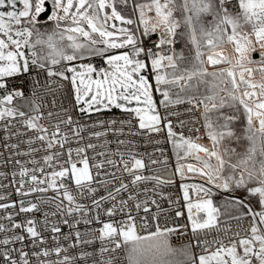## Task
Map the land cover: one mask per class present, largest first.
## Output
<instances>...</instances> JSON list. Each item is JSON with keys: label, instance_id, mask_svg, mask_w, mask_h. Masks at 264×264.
<instances>
[{"label": "snow or ice", "instance_id": "obj_1", "mask_svg": "<svg viewBox=\"0 0 264 264\" xmlns=\"http://www.w3.org/2000/svg\"><path fill=\"white\" fill-rule=\"evenodd\" d=\"M130 2L133 13L138 12L137 19L124 15L119 8H127ZM177 11L179 19L174 15ZM153 12L154 16L149 15ZM206 17L211 19L206 21ZM49 21L51 30L45 28ZM115 21L123 26L118 27ZM181 25L186 31L180 35L187 36L193 50L187 57L174 48L171 54L163 51L165 45L175 44ZM157 32L159 42L155 48L160 51H153L144 46L142 37ZM165 34L172 39H166ZM226 44L233 45L235 56L216 51ZM257 51L260 58L254 60L252 53ZM92 57L103 58L106 67L82 62ZM205 58L214 68L221 64L227 67L209 72ZM185 61L189 66H183ZM149 68L155 91L163 97L159 103L165 109L185 103L193 106L188 112L203 108V127L211 147L198 143L200 136L178 134L168 116L160 115L147 74ZM257 74L260 80L255 79ZM24 75L32 78L30 95L14 83L10 86V81ZM207 77L212 78V86L206 88L210 95L199 92L200 85L209 83ZM0 92L3 130L28 137L19 142L26 144L27 150L15 152L16 156L31 157L14 161L19 166L18 173L12 172L13 184L19 185L16 194L27 197L55 193L38 197L39 203L19 201L15 215L42 211V220L32 216L17 222L13 213L0 217L10 225L0 223V233L4 234L0 238V264H117L118 250L123 251L127 264H264V0H0ZM57 92L70 96L72 107L80 114L115 107L130 116L119 121L122 126L131 127L135 118L141 130H166L177 159L174 174L183 181L186 170L206 181L180 185L187 210L186 224L162 225L157 201L138 199L140 182L151 180L159 186L174 181L143 175L140 170L146 167L145 163L131 151L127 153L129 167V160L124 159L125 153L119 148L98 152L96 155L103 159L97 160L87 154L88 149L98 147L96 144L66 147L73 139L79 144L83 139L80 133L88 125L74 120L69 108L63 106L57 112H44L49 104L56 106ZM48 95H52L51 101L45 100ZM133 101L136 106L130 107ZM225 107L233 109V113L222 112ZM241 119L243 133L237 135L232 125ZM98 123L103 126L105 122ZM107 123L115 125L117 121ZM183 124L181 121V127ZM13 128L17 130L11 132ZM104 135L105 132L91 133L96 138ZM8 139L10 136L6 135L5 140ZM233 139L246 140L245 151L223 147L221 152L224 141ZM117 144L124 145L125 141L118 140ZM5 147L17 149L19 144ZM39 153L42 155L37 160ZM113 156H119V162ZM8 159L11 161L12 157ZM182 160L188 162L180 163ZM118 163L123 164L118 170L131 178L128 183L116 172H102L106 166L116 168ZM151 163L167 165L168 161ZM17 175L19 180L15 179ZM101 188L106 194L97 196ZM237 190L245 193L243 199L228 196L220 205L213 200L221 191ZM148 191L143 189L144 193ZM2 199L4 196H0ZM85 200L90 203L82 202ZM106 203L110 206L105 207ZM149 203L157 208L151 215L154 231L150 230L153 224L149 221ZM42 204L53 205L54 210L43 211ZM16 206V202L0 204V209ZM133 209L137 214L142 210L145 215L134 216ZM101 213L109 219L102 220ZM117 215L122 218L115 219ZM175 215L181 217L184 213L177 211ZM222 216L227 217L225 224L237 221L235 231L230 226H220ZM245 220L247 227L241 223ZM94 221L101 227L84 232L77 227ZM61 225L68 226L69 231L63 232ZM189 231L188 243L181 247L172 244L173 235L187 236ZM96 241L100 242L98 258L96 251L86 250ZM70 249L79 251L70 255Z\"/></svg>", "mask_w": 264, "mask_h": 264}, {"label": "built area", "instance_id": "obj_2", "mask_svg": "<svg viewBox=\"0 0 264 264\" xmlns=\"http://www.w3.org/2000/svg\"><path fill=\"white\" fill-rule=\"evenodd\" d=\"M138 12L134 13V19H137ZM142 27V26H141ZM144 40V46L145 47H152L153 51H160L159 49L155 48V45L159 42V32L151 34L149 37H142ZM165 38L168 40H171L172 37L165 34ZM183 42L180 41L176 37V42L174 45L164 46V52H167L168 54H171V50L174 48L176 52H179L183 49ZM163 54V53H162ZM83 63H92L94 66H101L104 67V61L101 57H92L91 59H86L82 61ZM150 64V62H149ZM149 77L153 81L154 86V100L157 104V111L160 113L161 116H168V120L172 122L173 130L175 132L183 133L184 136H200L201 139L197 141L198 143L205 144L209 147H211V141L207 138L205 129L203 127V118H202V111L203 108L201 107L200 110H193L192 112H188L187 109L193 107L192 105H189L187 103L180 104V105H171L168 109H165L163 106L160 105L159 101L163 99V97L160 95L159 92L155 91V82H154V76L151 73V70L149 68V71L147 73ZM31 77L24 75L15 78L14 81H10V86L14 83L16 87L22 88L25 92V95H30L31 93ZM55 79V78H53ZM66 83V82H65ZM52 87H56V85H52ZM3 93L0 92V95ZM225 93H222L224 95ZM57 103L56 106L53 107L51 104L48 105L47 108L44 109V112L47 113V111L51 110L53 112L60 111L61 106L69 108V114L73 116L74 120L79 121L81 125H88L81 133V137L83 139L80 140L79 144L75 142V139H73L72 143L70 145H66V147H83L87 145L88 143H93L98 145L96 149H88L87 154L91 158L93 156L96 157L97 160L103 159V157H99L96 154L101 151L105 150H111L116 151L117 148H119L120 152L125 153L124 159L129 160V167H131V161L130 157L127 155L129 151L134 153L137 158L142 159L145 163V168L140 170L143 175L146 176H158L161 179L164 180H171L174 181L173 184H164L157 186L155 181H144L140 182L138 185L139 189L141 190V194L138 197L140 200H144L146 198H152L157 201V203L160 205V212H159V222L163 224H167L168 227H177L179 225H183L187 223V210L185 208V202L183 200V193L182 189L180 187L181 183H188V184H198V183H206L203 177H199L198 175L187 173L185 170V176L187 177L185 180L181 181L180 177L174 174V169L177 164V159L175 154L173 153V145L169 141L167 137V132L162 131L160 133H149L147 129L141 130L138 128V121L135 118H132V125L129 127V125L124 124L123 126L119 123L121 120H128L130 119V116L128 113L123 112L119 109H113V110H104L100 113L93 112L91 114H80L78 111H76L70 102L71 98L70 96H65L63 92H57L55 93ZM52 95H48L45 97L46 101H51ZM169 112L177 113V115H168ZM110 120H116L117 124L115 125H109L107 122ZM103 121L105 122L103 126H100L98 122ZM183 121V127H181L180 122ZM3 124L4 122H0V173H5V176H0V185H4V187H0V196H4V199L0 200V204H11L13 202H16V208H9L7 210L0 209V217H4L8 213L14 214V219L19 222L25 217H32L35 216L37 219L42 220L43 219V212H34V213H27V214H20L15 215L16 212L19 210V201L21 199H24L26 202L31 200L33 202L38 201V197L44 196V197H51L55 193L52 191H49L48 193H34L27 197H21L16 194L15 189L19 187L18 184H13V177L12 172L16 171L18 173L19 166L14 164V161L16 159H19L21 161H27L31 159V157L27 156H16V151H26L27 145L19 143L21 139H27V136L18 137L15 135H11L10 133H6L3 130ZM93 125H96L93 127ZM63 127V126H62ZM161 127H163V123L161 124ZM17 128L20 129V131H25V129L20 128L19 125H17ZM123 129L122 132L119 131L120 129ZM192 129V131H190ZM195 129H199V131H195ZM17 129L13 128L11 132H15ZM68 130V129H65ZM93 132H105L106 135L101 136L99 138H96L94 136H91V133ZM129 133H139L135 135H130ZM10 136V139L5 140V136ZM28 135H32L31 132L28 133ZM71 135V133H70ZM118 140H124V145H118ZM108 141V143L102 148L100 145H104V142ZM159 141V143H157ZM130 142V143H129ZM5 144L11 145V144H19V147L17 149H10L6 148ZM42 153L36 154L35 158L39 160L41 158ZM12 157V160L10 161L8 158ZM66 158L62 157L61 162ZM113 159L117 160L119 162L120 157L119 156H113ZM75 159V157H74ZM167 159L168 163L167 165L157 163L152 164V160H163ZM93 161L90 159V164ZM188 161H180V163H187ZM194 163V161H193ZM215 163V161H213ZM29 168L32 167L31 164L27 165ZM123 164L118 163L116 168H112L111 166H106V168L103 171L107 172H116L117 176H121L125 183H128L130 181V177L127 175V173H122L118 169H122ZM95 169H93V172L95 173ZM16 180H19V176L17 175ZM111 179V177H109ZM67 183V181H65ZM30 186V184L28 185ZM147 188L149 191L147 193L143 192V189ZM155 189V191H153ZM105 191L103 188L100 189V191L97 193V196L99 195H105ZM191 195H194L190 193ZM125 194V198H126ZM178 201V203H177ZM84 203H90L89 201L85 200L82 201ZM105 207L110 206V204L106 203L104 205ZM41 208L43 211H53L54 206L50 204H42ZM150 213H149V221L153 224V227L150 229L154 231V221H151V215L155 214L157 212V208L155 205H152L149 203ZM177 211H181L184 213L181 217H176L175 213ZM132 214L138 215V217H143L145 213L141 210L138 214L133 209ZM121 215H117L115 219L119 220L121 219ZM50 220H59V217H49ZM101 219L102 220H108L109 218L104 216L101 213ZM227 220V219H226ZM222 220L221 227H231L233 231L237 228V221L230 220L227 222V224L223 223ZM139 222V220H138ZM0 223H4L10 227L8 224V221L0 219ZM244 227H247V221L241 222ZM63 232L67 233L69 231L68 226L61 225ZM81 232H84L85 230L89 229H97L101 227L100 224L96 223L95 221L91 225H84L81 223L77 226ZM20 231V230H17ZM180 231H184V229H180ZM222 234V233H221ZM243 235V233H242ZM4 234L0 233V238H3ZM191 239V232L189 231L187 236H179V235H173L172 236V244L175 247H181L182 244L188 243ZM51 242V241H50ZM63 242V241H62ZM67 243V242H63ZM18 246V245H17ZM100 247V242L96 241L93 245L86 248L87 251H96L97 252V258H98V249ZM79 249L69 250L70 255H76L78 253ZM195 251L199 252L200 249H195ZM119 252V261L117 264H127L124 253L122 250H118ZM54 258V257H53ZM89 264H91V261H89Z\"/></svg>", "mask_w": 264, "mask_h": 264}, {"label": "rangeland", "instance_id": "obj_3", "mask_svg": "<svg viewBox=\"0 0 264 264\" xmlns=\"http://www.w3.org/2000/svg\"><path fill=\"white\" fill-rule=\"evenodd\" d=\"M135 2H137V3H143V2H145V0H135ZM179 2H180V0H178V3ZM128 9L133 14L131 2L129 4V6H128ZM149 15H153L154 16V12L153 13H149ZM174 15L178 19L180 18V12L179 11L175 12ZM131 18H133V17H131ZM205 19L207 21V20H210L211 17H206ZM120 26H123V25L120 24L118 27H120ZM185 31L186 30H185L184 26L181 25V27L177 29V33H178L177 38L180 41L183 42V46H184L183 49L181 51H179V52H183L184 55L187 57V56H189L192 53L193 50H192V45L190 43H188L187 36L186 35L185 36H181L180 35V33L185 32ZM124 50H126V49H124ZM118 51H122V50H115V52H118ZM216 51H223V53L225 55H228L230 57L235 56V53L233 51V45H231V44H226V45H224L223 49H217ZM256 53L259 54V51H257ZM252 58L254 60H258V58H254L253 55H252ZM78 63H81V62H78ZM183 66H189L188 63H187V61L184 62V65ZM100 67H101L100 65L97 66V68H100ZM104 67H106V65ZM205 67L208 69L209 72H211V71H215V70H217L219 68L227 67V65L221 64V65L215 66V68H214L212 65H210V64L207 63V60L205 58ZM149 79H150V82L153 84L152 79L150 77H149ZM207 80L209 81V83L207 85H203V84L200 85L199 86V92L201 94H208V95H210L211 93H206V88H209V87L212 86V84H211L212 78L211 77H207ZM174 91H176V90L174 89ZM220 96H226V93L224 95H222V93H220ZM154 98H155V95H154V86H153V99ZM132 104H134V105L133 106L130 105V107H135L136 106V104H135L134 101H133ZM113 109H117V108H115V107H111L110 108V110H113ZM119 110H121V109H119ZM221 111L224 112L225 114H228V115H231L233 113V109H230V108H227V107L221 109ZM212 115L215 116L216 113H212ZM243 125H244L243 119H241L240 121H237V122H234L233 123L232 127L236 131L237 135H242V133H243ZM223 147L235 148L237 152H243V151H245V149L247 147V141L246 140H243V139H241L239 142L235 141L234 139L233 140H225L224 143H223V145H222V147H221V149H220L221 152H223ZM228 196H235V197H239V198L243 199L244 196H245V193L242 190H237V191H235L233 193H228V192H222L221 191V192H219L218 195L213 196V200H214V202L217 205H220L224 201V198L225 197H228ZM251 203L253 204L254 207L256 206L254 200H252ZM221 210L223 211V209H221ZM221 219L222 220H226L227 217L226 216H222Z\"/></svg>", "mask_w": 264, "mask_h": 264}, {"label": "crops", "instance_id": "obj_4", "mask_svg": "<svg viewBox=\"0 0 264 264\" xmlns=\"http://www.w3.org/2000/svg\"><path fill=\"white\" fill-rule=\"evenodd\" d=\"M50 6H51V5H50ZM119 8L122 9V13H123L124 15H126V16H131V17L134 18V13L132 14V13L130 12V10L128 9V7H127V8H124V6L120 5ZM110 23H111V22H110ZM115 23L117 24V26L120 25V22H118V21H115ZM51 27H52V24H51L50 21L47 22V23L45 24V28H47L48 30H51ZM45 28H42L41 31H44ZM126 50H127V49H126ZM111 51H112V52H115V50H111ZM255 53H256V52L252 53V55H254ZM258 60H259V58H258ZM78 62H81V61H76L75 63H78ZM255 79H256V80H260V76H259V74H257V75L255 76Z\"/></svg>", "mask_w": 264, "mask_h": 264}, {"label": "water", "instance_id": "obj_5", "mask_svg": "<svg viewBox=\"0 0 264 264\" xmlns=\"http://www.w3.org/2000/svg\"><path fill=\"white\" fill-rule=\"evenodd\" d=\"M48 9H49V11H48L47 14H50V9H51L50 4H48ZM47 14H46V15H47ZM46 15L43 16V20H46ZM253 56H254V58H259V54H258V53H255ZM133 105H134V104H132L131 106H133Z\"/></svg>", "mask_w": 264, "mask_h": 264}, {"label": "bare ground", "instance_id": "obj_6", "mask_svg": "<svg viewBox=\"0 0 264 264\" xmlns=\"http://www.w3.org/2000/svg\"><path fill=\"white\" fill-rule=\"evenodd\" d=\"M200 177V176H199Z\"/></svg>", "mask_w": 264, "mask_h": 264}]
</instances>
